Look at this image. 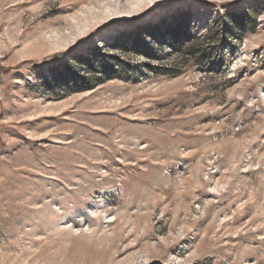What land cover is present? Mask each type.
I'll use <instances>...</instances> for the list:
<instances>
[{"label": "rangeland", "instance_id": "rangeland-1", "mask_svg": "<svg viewBox=\"0 0 264 264\" xmlns=\"http://www.w3.org/2000/svg\"><path fill=\"white\" fill-rule=\"evenodd\" d=\"M0 264H264V0H0Z\"/></svg>", "mask_w": 264, "mask_h": 264}]
</instances>
